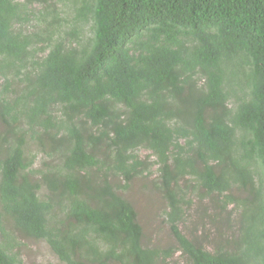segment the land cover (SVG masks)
I'll return each mask as SVG.
<instances>
[{
	"label": "trees",
	"instance_id": "trees-1",
	"mask_svg": "<svg viewBox=\"0 0 264 264\" xmlns=\"http://www.w3.org/2000/svg\"><path fill=\"white\" fill-rule=\"evenodd\" d=\"M189 194L213 250L180 230ZM24 240L60 264H264V0H0V264Z\"/></svg>",
	"mask_w": 264,
	"mask_h": 264
},
{
	"label": "rangeland",
	"instance_id": "rangeland-1",
	"mask_svg": "<svg viewBox=\"0 0 264 264\" xmlns=\"http://www.w3.org/2000/svg\"><path fill=\"white\" fill-rule=\"evenodd\" d=\"M139 154L141 156H145L148 154V152H146L145 150H141L139 151ZM152 177L154 176L152 175ZM137 187H139V184ZM126 196L132 201L134 208L138 214V221L143 229L148 232V236L156 237L162 243L170 242V235L167 226L162 224L163 222L161 219L155 218L153 215V213L158 209L163 208L162 202H159L154 197L150 198L152 197L150 195L149 198L147 196H143L142 191H138V189L136 191V188L135 190L133 189L131 192L127 193ZM188 197L193 202L192 206L190 207V214L192 216L191 223H187L185 225L182 224L180 226V230L185 236L189 237V240L193 238L206 249L213 250L214 245L220 239V236L217 235V227L213 226L210 230L208 239H205L202 237V234L208 232L209 229L205 227V225H203L201 222L199 223V221H197L199 215L198 208L200 207L201 209H203L204 207H210V204L206 199L202 203V206L196 207L195 205L197 201L195 195L189 194ZM230 208H228V210ZM19 250L21 251L23 264H60L57 259L50 253L47 246L42 242L40 243L24 240L22 241ZM169 264L186 263L184 261V258H182L180 254L177 253L172 259L169 260Z\"/></svg>",
	"mask_w": 264,
	"mask_h": 264
}]
</instances>
